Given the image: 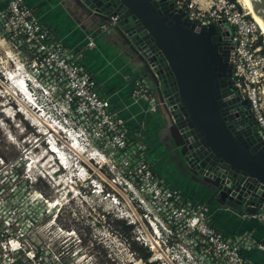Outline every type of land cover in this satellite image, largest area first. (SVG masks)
I'll use <instances>...</instances> for the list:
<instances>
[{
    "label": "built area",
    "instance_id": "2783aa9c",
    "mask_svg": "<svg viewBox=\"0 0 264 264\" xmlns=\"http://www.w3.org/2000/svg\"><path fill=\"white\" fill-rule=\"evenodd\" d=\"M172 2L174 8L203 25L223 23L227 27L233 52L231 85L247 101L264 142V35L258 23L239 0ZM116 20V15L110 16L102 28ZM0 30V41L22 53L31 67L28 76L17 83L19 93L43 113L48 105L53 106L52 122L59 125L64 138L76 147L94 149L92 157L110 163L111 172L115 169V175L103 176L96 186L113 201H117L114 191L125 194L131 210H126L129 219L125 223L131 225L133 240L145 249L146 264H253L238 241L228 239L210 223L203 207L187 204L165 186L138 154L139 145L131 142L119 110L111 109L108 99L100 96L96 79L49 36L24 0H0ZM132 92L135 99L146 100L150 111H156L160 102L146 77L135 80ZM52 143L49 150L56 153L55 140ZM249 216L264 220V211ZM71 233L66 231L61 239L66 242ZM22 237H0V264H74L63 262L62 252L53 246L29 243Z\"/></svg>",
    "mask_w": 264,
    "mask_h": 264
},
{
    "label": "rangeland",
    "instance_id": "374dc122",
    "mask_svg": "<svg viewBox=\"0 0 264 264\" xmlns=\"http://www.w3.org/2000/svg\"><path fill=\"white\" fill-rule=\"evenodd\" d=\"M96 20V24H109L103 19ZM106 30L112 32L113 26L109 25ZM23 58L24 55L11 44L0 41V237L23 236L29 243L51 245L62 252L65 263L146 264L143 258L140 260L142 253L134 248L140 246L133 240L134 233L124 228L129 219L126 210L131 211L125 194L114 191L117 201H113L96 186L103 176L115 175V169L112 168L111 172L110 163L99 156L92 157L94 149L90 147L78 145L73 146L74 149L70 148L68 143L71 144V140L64 138L58 129L59 125L52 122L54 107L48 105L43 113L33 108L30 98L26 99L19 93L17 83L31 72V67ZM129 58L135 65V73L146 75L143 68L133 58ZM157 111L162 130L156 133V137L164 142L169 141L159 165L166 167L168 177L176 176L181 189L188 192L194 190L198 195L209 198L202 201L204 206L201 204L208 213L214 193L194 182L191 169L170 142L168 115L160 104L157 105ZM48 126H52L56 132ZM48 130L50 132L45 135ZM131 135L136 137V130L131 129ZM51 139L55 140L57 150L67 158V164L61 165V159L49 151V146L53 144ZM48 160L51 166L53 164L50 170L44 166ZM151 168L160 171L159 167ZM55 173H58V179L54 178ZM92 179L95 182L91 183ZM165 182L166 185L172 183L167 177ZM232 207L240 213L245 210ZM222 209L232 210L229 205ZM230 221L229 227L238 224L233 219ZM66 231H72V238L64 242L61 238L67 235ZM238 231L235 228V232Z\"/></svg>",
    "mask_w": 264,
    "mask_h": 264
},
{
    "label": "water",
    "instance_id": "95a60500",
    "mask_svg": "<svg viewBox=\"0 0 264 264\" xmlns=\"http://www.w3.org/2000/svg\"><path fill=\"white\" fill-rule=\"evenodd\" d=\"M67 1L88 17L117 16L112 32L143 68L173 145L215 200L263 212L264 142L231 85L227 27L190 19L172 0ZM249 1L264 22V0Z\"/></svg>",
    "mask_w": 264,
    "mask_h": 264
},
{
    "label": "crops",
    "instance_id": "0c3cea01",
    "mask_svg": "<svg viewBox=\"0 0 264 264\" xmlns=\"http://www.w3.org/2000/svg\"><path fill=\"white\" fill-rule=\"evenodd\" d=\"M24 2L33 9L46 27L49 36L66 47L77 63L96 79L100 96L108 99L111 109L119 110L126 120L131 142L139 145L138 154L152 167H159L160 171L151 169L163 179L165 186L177 192L187 204L203 205L202 201L205 202L209 198L198 195L194 190L188 192L181 189L176 176L168 177L166 167L159 165L166 150L165 145L169 141L164 142L156 137V133L159 134L160 129L162 130L156 116L157 109L150 111L144 98L135 99L133 96L135 80L145 77L135 73L133 70L135 65H132L129 58L132 56L122 46L117 36L102 28L104 23L96 24L97 20L94 17L80 13L67 0ZM89 41L92 42L91 45H88ZM131 129L136 130V137H132ZM166 177L172 183L166 185ZM193 178L194 182L208 188L201 182L199 176L193 175ZM216 201L214 198L210 211H207L210 223L228 239L238 241L246 259L253 264H264V220L249 216L254 209L247 208L240 213L232 205H229L232 210L222 209L228 205ZM234 206L239 210L243 209L241 206ZM230 219L236 221L235 224L238 223L234 224L233 228L228 226ZM235 228L239 231L235 232Z\"/></svg>",
    "mask_w": 264,
    "mask_h": 264
},
{
    "label": "bare ground",
    "instance_id": "6f19581e",
    "mask_svg": "<svg viewBox=\"0 0 264 264\" xmlns=\"http://www.w3.org/2000/svg\"><path fill=\"white\" fill-rule=\"evenodd\" d=\"M243 5H244V7L246 8V9H248V11H249V13H250V15L255 19V21L258 23V25H259V27H260V29L261 30H263V34H264V22H263V20H262V18H261V16L258 14V12L255 10V8L253 7V5L251 4V2L249 1V0H239ZM16 71V70H15ZM16 73V72H15ZM14 73V74H15ZM16 76V75H15ZM15 76H14V78H15ZM20 77V76H19ZM19 77H17V78H19ZM13 79V78H12ZM19 80V79H18ZM14 83V82H13ZM17 83V82H16ZM10 87V86H9ZM1 109H2V107H1ZM17 116V115H16ZM45 118V117H44ZM44 123V122H43ZM45 124V123H44ZM49 127V126H48ZM50 128V127H49ZM43 130V129H42ZM50 130L52 131V129L50 128ZM52 133V132H51ZM46 134H48V131L46 132ZM45 134V135H46ZM50 137V136H49ZM48 139V138H47ZM52 140V139H51ZM50 141V140H49ZM29 145V144H28ZM34 145H36V144H34ZM68 146L70 147V148H73V146L74 145H72V144H69L68 143ZM54 147V146H53ZM74 147H76V146H74ZM74 149V148H73ZM53 150H54V152H56V153H53V154H58V156H57V158L59 157L60 159H61V162L59 161V163L61 164V165H63L64 163L65 164H67V161H66V159H64L63 157L64 156H62L61 154V152H59L57 149H55V148H53ZM79 150V149H78ZM83 150V149H82ZM50 151V150H49ZM62 151V150H61ZM28 152V151H27ZM35 152V151H34ZM51 153V152H50ZM41 155V154H40ZM46 155V154H45ZM47 157V156H46ZM45 157V158H46ZM49 157V156H48ZM38 158V157H37ZM44 158V159H45ZM39 159V158H38ZM42 160V161H45V160ZM33 162V161H32ZM35 162V161H34ZM33 162V163H34ZM50 163V164H49ZM33 165V164H32ZM76 165V164H75ZM45 168H46V170H50V168L53 166V164H52V166H51V161H47L46 163H45ZM66 166V165H65ZM66 168V167H65ZM69 168V167H68ZM71 168V167H70ZM54 172V171H53ZM52 172V173H53ZM51 173V172H50ZM51 173V174H52ZM59 173H61V171H59ZM69 173V172H68ZM69 177V176H68ZM54 178L55 179H58V173H55V176H54ZM67 180V179H66ZM66 182V181H65ZM64 183V182H63ZM69 183V182H68ZM65 184V186H67V184L66 183H64ZM61 187V186H60ZM71 187V186H70ZM76 187V186H75ZM73 188V187H72ZM76 190V189H75ZM73 193H75V192H73ZM94 220V219H93ZM95 221V220H94Z\"/></svg>",
    "mask_w": 264,
    "mask_h": 264
},
{
    "label": "trees",
    "instance_id": "16d2710c",
    "mask_svg": "<svg viewBox=\"0 0 264 264\" xmlns=\"http://www.w3.org/2000/svg\"><path fill=\"white\" fill-rule=\"evenodd\" d=\"M123 223H124V222H123ZM124 228L127 229V231H131V225L124 224ZM134 248H137V250H139V252L142 253L141 256H140L141 258L146 259V257H147V253H146V251H145L144 248H142L141 246L134 247ZM134 251H135V250H134Z\"/></svg>",
    "mask_w": 264,
    "mask_h": 264
},
{
    "label": "flooded vegetation",
    "instance_id": "af4514ba",
    "mask_svg": "<svg viewBox=\"0 0 264 264\" xmlns=\"http://www.w3.org/2000/svg\"><path fill=\"white\" fill-rule=\"evenodd\" d=\"M241 100H242V106L245 108V110L248 111V118L250 119V121L253 122V119H252L251 115L249 114L248 105H247L246 100L244 98H241Z\"/></svg>",
    "mask_w": 264,
    "mask_h": 264
},
{
    "label": "clouds",
    "instance_id": "9594fccd",
    "mask_svg": "<svg viewBox=\"0 0 264 264\" xmlns=\"http://www.w3.org/2000/svg\"><path fill=\"white\" fill-rule=\"evenodd\" d=\"M66 159H67V158H66ZM68 162H69V160H68ZM63 167H64V166H63ZM93 182H95V179H92V180H91V183H93ZM94 186H95V185H94Z\"/></svg>",
    "mask_w": 264,
    "mask_h": 264
}]
</instances>
